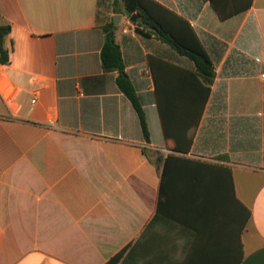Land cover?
<instances>
[{"label": "crops", "instance_id": "obj_1", "mask_svg": "<svg viewBox=\"0 0 264 264\" xmlns=\"http://www.w3.org/2000/svg\"><path fill=\"white\" fill-rule=\"evenodd\" d=\"M154 1L204 46L209 95L122 0H0V264H264V0ZM109 24L149 141L103 69Z\"/></svg>", "mask_w": 264, "mask_h": 264}, {"label": "trees", "instance_id": "obj_2", "mask_svg": "<svg viewBox=\"0 0 264 264\" xmlns=\"http://www.w3.org/2000/svg\"><path fill=\"white\" fill-rule=\"evenodd\" d=\"M122 5L124 14L129 17L134 15L138 16L135 22L137 32L146 36L150 33L154 34L159 40L173 47L181 55L193 60L196 66V73L206 85L205 89L207 95H209L210 87L216 77L215 68L191 25L185 19L171 13L154 0H122ZM114 10L118 11L119 8H115ZM166 13L172 14L176 21L172 23ZM103 30L106 36L101 50L103 69L105 71L117 72V84L120 90L131 101L139 117L143 136L146 141H149L150 132L146 113L133 83L125 72L121 47L113 35L114 25L109 24ZM10 33L11 25L5 22L0 16V62L2 64H8L10 62V50L6 47V39ZM180 148L181 151H184L182 150L184 148ZM168 159L169 157L165 159L159 155L153 160L159 172L162 170L164 162L168 161ZM249 215L250 212L247 210V220ZM123 255L124 251L117 254L106 264H118Z\"/></svg>", "mask_w": 264, "mask_h": 264}, {"label": "water", "instance_id": "obj_3", "mask_svg": "<svg viewBox=\"0 0 264 264\" xmlns=\"http://www.w3.org/2000/svg\"><path fill=\"white\" fill-rule=\"evenodd\" d=\"M137 18H138V16H135V15H134V16L131 17V21L135 23V22L137 21ZM118 19H119V18H118ZM118 22H119V20L117 21V18H116V19H115V25H117Z\"/></svg>", "mask_w": 264, "mask_h": 264}, {"label": "built area", "instance_id": "obj_4", "mask_svg": "<svg viewBox=\"0 0 264 264\" xmlns=\"http://www.w3.org/2000/svg\"><path fill=\"white\" fill-rule=\"evenodd\" d=\"M130 24L132 25L133 24V22L132 21H130ZM128 27L124 30V32H128Z\"/></svg>", "mask_w": 264, "mask_h": 264}]
</instances>
